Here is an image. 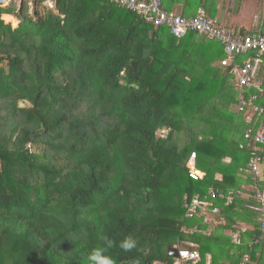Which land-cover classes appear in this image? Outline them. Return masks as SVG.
I'll list each match as a JSON object with an SVG mask.
<instances>
[{"label": "trees", "instance_id": "16d2710c", "mask_svg": "<svg viewBox=\"0 0 264 264\" xmlns=\"http://www.w3.org/2000/svg\"><path fill=\"white\" fill-rule=\"evenodd\" d=\"M43 1L30 0L34 18L24 0L19 13L14 2L0 7V264H88L104 235L116 242V264L169 260L168 246L189 243L201 254L193 264L208 255L210 264H243L245 255L264 264V243L249 244L258 233L250 198L216 202V223L183 207L210 187L253 184L250 151L239 145L264 120V85L247 90L263 109L247 120L218 41L176 37L113 0H50L56 12L39 13ZM162 1L186 17L205 8ZM193 151L199 179L186 167ZM194 225L211 235L189 234ZM240 225L234 244L228 232ZM129 235L137 247L125 252L118 244Z\"/></svg>", "mask_w": 264, "mask_h": 264}, {"label": "built area", "instance_id": "2783aa9c", "mask_svg": "<svg viewBox=\"0 0 264 264\" xmlns=\"http://www.w3.org/2000/svg\"><path fill=\"white\" fill-rule=\"evenodd\" d=\"M116 4L132 11L145 23L151 24L154 28L165 26L170 33L176 37H181L188 32H197L202 36L218 41L224 52L220 59V65L229 68L233 76L234 84L239 90L238 106L240 112H246L247 120H251L253 113L257 112V118L263 109H257L254 104L257 93L247 94L249 89L257 92L263 91V78L255 74L256 66L264 57V35L259 32L235 35L230 30L216 26L213 19L204 15L198 10L195 16L186 17L173 11L166 10L162 0H113ZM254 120V118H253ZM257 120V119H255ZM240 148L250 151L247 163L248 171L254 181L250 192L240 190H229L226 193L217 189L209 188L206 194L195 193L191 197L184 198L183 207L187 217L203 216L204 223L210 213H217L219 207L216 202L221 201L223 205H232L237 196H247L251 202L245 205L252 211L258 221L259 235H254L251 243H259L264 240V183L258 185V180L263 179L264 154L260 151L264 149V120L259 125L254 124L244 133V140L240 143ZM188 175L192 179H199L203 173L196 167V153L190 152L186 159ZM189 234L202 231L197 226L186 229ZM206 232V231H202ZM209 233V231H207ZM232 241L240 243V232L231 233ZM176 256H171L169 260L154 261L148 264H193L200 260V253L195 244H176ZM248 257H244V264H248Z\"/></svg>", "mask_w": 264, "mask_h": 264}, {"label": "crops", "instance_id": "0c3cea01", "mask_svg": "<svg viewBox=\"0 0 264 264\" xmlns=\"http://www.w3.org/2000/svg\"><path fill=\"white\" fill-rule=\"evenodd\" d=\"M12 2L15 3V12L19 13L22 9L23 0H13ZM27 3V13L29 14L33 7L30 0H27ZM46 3L49 4V9L56 12L54 3L50 0L43 1L40 6H43L42 8L44 9V5ZM192 3V5L203 3L205 6V8L204 6L203 8L206 12L208 11L210 17L219 25L229 29L235 35H242L249 32H259L264 35V0H192ZM183 5L184 4L181 2L176 3L175 6L181 7ZM198 7V10H202L201 6ZM204 10L202 11L205 12ZM6 16H10L11 19H15L17 21V26L19 25L20 22L17 17L8 13L1 14V18L5 23H7L5 19ZM9 24L11 25L10 22ZM259 70L261 74L257 73ZM255 74L263 78L264 81V57L256 66ZM258 255L259 253L256 252V256Z\"/></svg>", "mask_w": 264, "mask_h": 264}, {"label": "clouds", "instance_id": "9594fccd", "mask_svg": "<svg viewBox=\"0 0 264 264\" xmlns=\"http://www.w3.org/2000/svg\"><path fill=\"white\" fill-rule=\"evenodd\" d=\"M11 2V1H10ZM102 245L92 249L88 256V264H116L109 250L116 246V242L104 235L101 237ZM119 248L125 252H130L137 247V241L131 236H126L119 244ZM137 264L139 262L137 261Z\"/></svg>", "mask_w": 264, "mask_h": 264}, {"label": "bare ground", "instance_id": "6f19581e", "mask_svg": "<svg viewBox=\"0 0 264 264\" xmlns=\"http://www.w3.org/2000/svg\"><path fill=\"white\" fill-rule=\"evenodd\" d=\"M264 170V169H263ZM253 185H254V181H253V184L252 185H250V186H248V187H246V190H242V189H239L240 191H243V192H250L251 190H252V188H253ZM210 188H212V187H210ZM214 189V188H213ZM237 191V190H236ZM245 196V195H244ZM187 197V196H186ZM188 198V197H187ZM213 213H210L209 214V216H208V218H207V222H214V223H216L217 221L216 220H214L213 219V215H212ZM197 217H201V216H197ZM203 217V216H202ZM204 218V217H203ZM205 219V218H204ZM256 219V222H257V225H258V221H257V218H255ZM194 226H197V225H194ZM193 227V226H192ZM200 230H202V231H206L205 233L204 232H202V231H198V232H195V233H200V234H203V235H206V236H209V235H211V233H212V229H211V227H209V226H204V227H202V226H197ZM239 227V229L241 230H232V231H229L228 233V235H229V237H230V239H231V242L232 243H234L233 241H232V238H231V233L232 232H240V243L239 244H241L242 243V232L246 229V226H244V225H240V226H238ZM183 228H185V227H183ZM189 228H191V227H189ZM207 231H209V233H207ZM254 235H259V230H258V233H255V234H253L252 235V239H251V241H250V245H258V244H260V243H264V240L262 241V242H259V243H251L252 241H253V239H254ZM234 244H236V243H234ZM176 245V244H175ZM181 245V244H180ZM168 247H170V248H173L176 252L174 253V254H169V255H171V256H176V254H177V250H176V248L174 247V245H172V246H168ZM167 252H168V248H167ZM200 253V252H199ZM245 256H247L248 257V255H245ZM244 256V257H245ZM244 257H243V264H244ZM200 259H201V254H200ZM248 259H249V257H248ZM200 261V260H199ZM249 261V260H248ZM249 263V262H248ZM206 264H210V256L208 255L207 257H206Z\"/></svg>", "mask_w": 264, "mask_h": 264}, {"label": "rangeland", "instance_id": "374dc122", "mask_svg": "<svg viewBox=\"0 0 264 264\" xmlns=\"http://www.w3.org/2000/svg\"><path fill=\"white\" fill-rule=\"evenodd\" d=\"M24 1H27V0H24ZM16 3H17V2H16ZM7 5H8V3L5 2V3H3L2 5H0V7H7ZM32 7H33V6H32ZM42 7H43V6H42ZM42 7H41V6H38V7H37L39 13H42L44 10L50 8L49 4H47V3L44 5V7H45L46 9H45V8L43 9ZM29 10H30V7H29ZM29 14L34 18V7L32 8V10L30 11ZM13 18H14V17H13ZM5 19H6L7 24H9V22H10L9 20L11 19L10 16H6ZM18 26H19V25H18ZM15 27H17V23H16L14 26L11 24V28L14 29ZM238 93H239V90H238ZM245 93H247V91H246ZM25 104H26V103H25ZM165 133H166V130H165V129H160L159 131H157V135H158V136H164ZM249 264H251V262H250ZM252 264H255V262L252 263Z\"/></svg>", "mask_w": 264, "mask_h": 264}, {"label": "water", "instance_id": "95a60500", "mask_svg": "<svg viewBox=\"0 0 264 264\" xmlns=\"http://www.w3.org/2000/svg\"><path fill=\"white\" fill-rule=\"evenodd\" d=\"M12 2L13 0H0V5H2L3 3H5V2ZM176 251L173 249V248H170V247H168V253L169 254H174Z\"/></svg>", "mask_w": 264, "mask_h": 264}]
</instances>
